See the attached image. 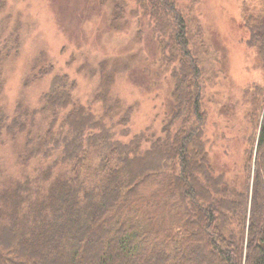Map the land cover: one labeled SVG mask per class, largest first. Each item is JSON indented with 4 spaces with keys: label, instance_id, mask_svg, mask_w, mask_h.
<instances>
[{
    "label": "trees",
    "instance_id": "16d2710c",
    "mask_svg": "<svg viewBox=\"0 0 264 264\" xmlns=\"http://www.w3.org/2000/svg\"><path fill=\"white\" fill-rule=\"evenodd\" d=\"M135 1L153 22L162 61L175 63L163 134L118 139L106 121L115 104L99 116L74 98L68 75L32 67L25 83L52 75L49 87L39 107L0 108V143L25 135L19 160L44 165L0 185V264H264V0L241 12L263 79L242 88L251 135L237 186L209 161L184 14L173 0ZM121 17L116 2L112 22ZM10 38L6 54L19 48L18 34ZM131 112L117 122L123 137Z\"/></svg>",
    "mask_w": 264,
    "mask_h": 264
},
{
    "label": "rangeland",
    "instance_id": "374dc122",
    "mask_svg": "<svg viewBox=\"0 0 264 264\" xmlns=\"http://www.w3.org/2000/svg\"><path fill=\"white\" fill-rule=\"evenodd\" d=\"M173 1L184 14L188 49L201 68L210 164L237 186L251 135L242 88L263 79L254 51L245 45L241 12L259 9L262 0ZM116 2L122 17L112 22ZM0 5V108L5 114L11 115L18 102L30 108L41 105L52 75L28 83L25 79L32 67L52 65L54 74H66L76 82L74 98L95 114L102 116L105 106L115 104L106 121L116 125L118 139L126 142L141 132L148 139L163 134L174 104L170 67L175 63L162 61L153 22L135 0H0ZM15 33L19 48L6 54L2 46L11 43ZM129 106L130 134L123 137V126L117 122ZM37 122L35 131H41L46 121ZM25 138H2L0 185L32 176L44 165L41 159L27 164L19 160Z\"/></svg>",
    "mask_w": 264,
    "mask_h": 264
}]
</instances>
